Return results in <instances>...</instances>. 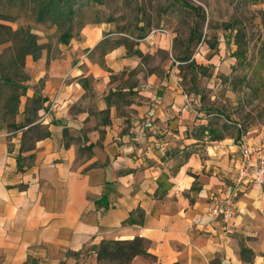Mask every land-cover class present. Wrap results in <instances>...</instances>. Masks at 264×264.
Instances as JSON below:
<instances>
[{
  "label": "crops",
  "instance_id": "0c3cea01",
  "mask_svg": "<svg viewBox=\"0 0 264 264\" xmlns=\"http://www.w3.org/2000/svg\"><path fill=\"white\" fill-rule=\"evenodd\" d=\"M111 29L90 22L68 40L39 39L40 54L24 56L15 112L1 117L0 106V264H100L104 241L135 236L147 253L129 264H264L256 185L238 188L230 218L207 212L230 187L220 176L229 164L231 178L236 142L192 137V124L205 121L193 110L196 93L187 101L169 60L147 68ZM156 36L154 47L168 50L166 33ZM207 50L194 60L217 62ZM41 129L48 133L36 135ZM246 132L248 142L259 138ZM162 172L171 185L154 195ZM135 208L141 223L123 224Z\"/></svg>",
  "mask_w": 264,
  "mask_h": 264
},
{
  "label": "rangeland",
  "instance_id": "374dc122",
  "mask_svg": "<svg viewBox=\"0 0 264 264\" xmlns=\"http://www.w3.org/2000/svg\"><path fill=\"white\" fill-rule=\"evenodd\" d=\"M36 3L0 0V12L14 16L12 20L0 18V22L23 26L49 41L62 40L64 31L76 36L86 23L108 22L130 50L142 41L138 56L147 68L161 71L169 60L181 88L201 96L199 104L206 108L200 111V118L208 114L218 122L237 121L239 125L228 123L224 129V137H232L230 142L235 143L246 131L250 139L264 137V0H78L71 20L53 14L39 20ZM160 28L167 32L168 50L154 47ZM210 42L213 45L208 49ZM202 46L208 54L218 55L217 62H205L206 74L191 77L187 63L176 58L185 48L193 55ZM237 49L242 51V59L233 54ZM235 127L243 128V133L238 135ZM197 143L195 148L202 151L204 143ZM228 167L221 172L224 183L230 181ZM257 187L264 196V183ZM100 264L126 263L123 258L108 257Z\"/></svg>",
  "mask_w": 264,
  "mask_h": 264
},
{
  "label": "trees",
  "instance_id": "16d2710c",
  "mask_svg": "<svg viewBox=\"0 0 264 264\" xmlns=\"http://www.w3.org/2000/svg\"><path fill=\"white\" fill-rule=\"evenodd\" d=\"M36 13L37 19L42 20L47 15H55L56 18L61 15L65 17V20H71L72 15L75 13V4L78 0H36ZM0 18L12 20L14 16L0 12ZM229 26L228 24H225ZM83 26V25H82ZM80 26V28L82 27ZM79 28V29H80ZM78 29V31H79ZM4 33V34H2ZM240 32H237V35ZM61 39L66 40L73 35L69 31L62 32ZM121 40V39H120ZM119 42L115 40L113 43ZM125 45H128L124 40ZM0 43H6L2 52L0 53V106L3 107L1 117L9 113L12 115L18 105L20 100V95L24 92V80L28 78V73L24 70V56L28 53L32 54L33 57H37L40 54L41 49L46 45V43L40 42L36 32L27 29L23 26H18L16 28L12 27L10 24L0 22ZM201 42H199L200 44ZM197 45V47L199 46ZM205 44V42H204ZM112 45V44H111ZM212 42L208 44V49L212 47ZM196 47V48H197ZM200 50V49H196ZM211 51V50H210ZM127 52H132L134 54L140 55L141 52L138 48H127ZM211 53V52H210ZM237 59H242L243 54L241 50H235L233 52ZM176 60L178 62L187 63L189 69L191 70V77H195L196 74H206L205 64L198 63L194 60L191 51L185 48L182 53L177 56ZM188 94V93H187ZM197 102L193 106V110L200 112L206 107L199 104L201 96L196 92ZM40 96H33L31 98V103L35 106L39 105ZM189 101H192L190 98ZM205 114V121L197 122L192 124L191 136L197 139H202L206 136V140L221 139L224 135V129L227 128L228 123L239 125V123L230 118L225 119L226 121L218 122L217 119L212 120ZM199 117V116H198ZM27 121H32L31 118H27ZM12 126V125H11ZM14 126V124H13ZM22 126V124L20 125ZM236 133L239 135L243 133L244 129L241 127H235ZM48 131L41 129L38 130L36 135H46ZM237 135V136H238ZM168 175L162 172L156 179L157 186L154 189V195H162L166 189L171 185L168 181ZM142 211L140 208H135L129 212L127 217L122 221L123 224H140L141 223ZM244 248L240 249L241 254L244 252ZM136 253H147L142 247V239L138 236L132 239L125 240H107L104 241L98 251L97 258L102 260L108 257H120L123 258L126 264H129V259L133 254ZM66 264V263H62ZM172 264H178L173 262Z\"/></svg>",
  "mask_w": 264,
  "mask_h": 264
},
{
  "label": "built area",
  "instance_id": "2783aa9c",
  "mask_svg": "<svg viewBox=\"0 0 264 264\" xmlns=\"http://www.w3.org/2000/svg\"><path fill=\"white\" fill-rule=\"evenodd\" d=\"M160 31L167 33L164 28H160ZM183 96L187 101L190 100L187 93H183ZM185 104L187 105V102ZM236 144L238 157L230 178V187L224 191L219 190L217 195L213 196L207 210L212 218L226 220L232 216L234 196L239 187L247 184L259 186L264 183V137L248 142L244 135L240 134ZM198 220L199 217L196 216L193 222Z\"/></svg>",
  "mask_w": 264,
  "mask_h": 264
}]
</instances>
